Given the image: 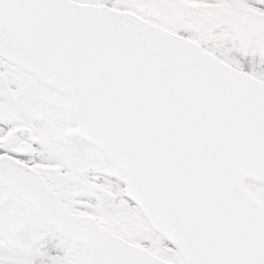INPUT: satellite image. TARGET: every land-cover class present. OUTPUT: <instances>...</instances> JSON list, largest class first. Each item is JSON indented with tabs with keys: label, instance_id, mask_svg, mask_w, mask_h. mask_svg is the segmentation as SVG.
<instances>
[{
	"label": "snow or ice",
	"instance_id": "obj_1",
	"mask_svg": "<svg viewBox=\"0 0 264 264\" xmlns=\"http://www.w3.org/2000/svg\"><path fill=\"white\" fill-rule=\"evenodd\" d=\"M0 264H264V0H0Z\"/></svg>",
	"mask_w": 264,
	"mask_h": 264
}]
</instances>
